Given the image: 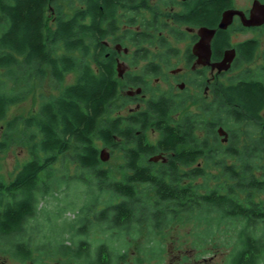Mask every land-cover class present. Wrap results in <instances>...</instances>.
I'll list each match as a JSON object with an SVG mask.
<instances>
[{
	"label": "trees",
	"instance_id": "obj_1",
	"mask_svg": "<svg viewBox=\"0 0 264 264\" xmlns=\"http://www.w3.org/2000/svg\"><path fill=\"white\" fill-rule=\"evenodd\" d=\"M64 1L74 7L71 14L59 0H0V122L13 105L28 97L34 80L50 76L60 89L42 99L37 114L16 116L5 126L0 153L18 140L29 145L32 157L12 181L0 176V248L25 262L34 251L48 252L49 243L55 242L51 247L63 254L77 258L95 255L98 264H108L113 260L105 262L100 256L123 259L125 248L118 251L102 243L92 251L90 242L74 235L88 234L95 227L136 237L140 225L154 234L186 217L205 220L209 236L228 221L239 222V244L227 264H260L264 258V203L256 202L254 194H264V135L257 132L263 128L264 63L253 76L244 70L229 84L213 82L210 101L194 95H179L177 101L155 96L145 108L116 113L115 101L121 98L116 63L99 50L105 48L100 42L104 38L100 20L110 17L116 0ZM231 2H197L191 22L216 27L221 11ZM226 41L225 31L218 29L215 56ZM260 48L259 37L240 42L232 69L252 63ZM72 72L78 73L77 80L63 84ZM121 99L123 108L129 99ZM194 100L203 102L200 111L185 113L174 125L172 114L182 112ZM220 127L229 133L226 144L220 143ZM152 128L161 133L157 143L149 140ZM98 142L122 151L121 178H113L112 170L103 166ZM159 154L167 161H151ZM201 160L207 165L214 162L220 169L225 178L221 184L211 188L207 182L191 181L205 177L204 167L198 165ZM59 161L63 166L67 161L75 163L82 172L72 176L64 172L58 182L65 175L84 182L93 196H88L92 204L80 206L73 219L64 216L70 204L41 205L54 194ZM102 194L105 204L98 207ZM31 220L37 224L32 225ZM54 222L68 228L63 232L52 229ZM67 229L74 234L64 236ZM50 236L59 237L52 242Z\"/></svg>",
	"mask_w": 264,
	"mask_h": 264
},
{
	"label": "rangeland",
	"instance_id": "obj_2",
	"mask_svg": "<svg viewBox=\"0 0 264 264\" xmlns=\"http://www.w3.org/2000/svg\"><path fill=\"white\" fill-rule=\"evenodd\" d=\"M253 0H236V3L239 6H251ZM60 3L63 4L67 13L71 14L73 12L74 7H70V3L64 0H59ZM77 4H75L76 6ZM50 19V16L48 14ZM50 24H52V17L50 19ZM250 37H259L261 42L260 52L257 58L250 64H244L240 69L233 70L230 69L228 71L223 72L220 76H216L215 80L220 81L224 84H229L231 81L235 80L244 70L249 71V75L253 76L256 74L260 65L264 63V28L253 31H245L240 34L238 37L234 38L235 40H243ZM183 55L179 59V66L184 65ZM92 65L94 63L92 62ZM78 73L72 72L66 75L65 81L63 84L68 85L74 83L77 80ZM173 85H169L166 83H161L158 86H152L150 88L156 89L158 92H163L165 90H169ZM59 88L56 83L52 80L50 76L45 78L44 80H34L32 84L31 93L28 95L26 99L21 101L20 103L13 105L8 112L7 117L0 122V140L4 136L5 126L16 116L28 117L33 114L38 113V109L42 99L48 97L50 95L58 94ZM194 88H191L190 91H193ZM179 91V87L177 85V92ZM149 93V92H147ZM126 94V89L120 94V97ZM142 94V93H141ZM139 94V95H141ZM118 98L115 102L117 103L119 110L116 113L126 114L131 108H135V102H128L123 108L121 107L123 104V100ZM149 98L148 96L143 97L139 96L138 100L144 102ZM207 101H210L212 95L208 94L206 97ZM203 102L201 100H194L188 104L187 108H185L182 112L177 114V118H181L187 112H199L201 105ZM116 105V106H117ZM113 115H110V118ZM263 116V128L258 130L257 132L260 135H264V110L262 111ZM247 128V127H246ZM244 128V130L246 129ZM20 133V131H18ZM17 133V134H18ZM201 135H204L205 132L201 131ZM148 137L151 142H156L160 139L161 135L159 133L152 134V132H148ZM222 137V136H221ZM223 138V137H222ZM220 138L221 144H226V142L222 141ZM101 149H106L109 153V159L103 162V166L111 169V175L113 178H121L123 176L122 171L120 170V166L124 164L123 153L119 149H111L110 147H104L100 142H98ZM32 155L30 154L29 145L21 144L20 141L16 140L14 143L10 145L6 150L0 153V176L6 181L10 182L14 179L16 173L19 171L21 165L28 159H30ZM161 160L157 161L160 163ZM62 161H59L56 164L55 168V183H54V194L49 196L48 198L42 200L43 203L41 205L46 206L48 208H55L64 206V204H70V208L67 212H65L64 216H68L73 219L78 213V208L84 204H89L93 201L92 198L88 196H92L87 191L89 186L84 182H80L78 180H73L66 175L62 178V183L58 182L59 176L66 172L69 176H72L76 173H81L82 169L75 166V163L67 161L66 165ZM198 165L204 167L205 169V177L198 180H191L192 182H207L208 186L211 188L218 186L224 181V177L222 176L220 169L214 165V162H210L209 165L206 164L205 160H201ZM90 176V175H87ZM94 180V179H92ZM91 180V181H92ZM59 184H57V182ZM105 194L99 198L98 207H104L105 204ZM244 196V195H243ZM254 200L256 202L264 203V194L255 192ZM92 204V202H91ZM75 207V211H73ZM97 208V207H95ZM43 216V215H41ZM41 216L38 215L40 220H44ZM94 219V216H92ZM61 221V220H60ZM62 223V221H61ZM32 225H36L37 222L31 220ZM207 222L197 221L191 219H187L184 217L182 220H175L174 222H170L169 225L164 227L161 231L157 233H149L147 226L140 225L139 234L136 237H132L126 234L123 237L124 233L121 230H101L95 227L90 228L88 234L74 235L75 239L84 238L85 240L92 243V250H94L95 246L105 241L109 246L113 249L121 251V249L125 248L126 257L123 260H119L118 264H133L135 258L139 259L138 264H142V259L146 264H169L170 262H181L182 264H186L191 261L192 264H227L231 253L235 250L236 246L239 244L238 242V226H240L239 222L228 221L223 224L220 228H214L215 235H210L205 232V228ZM58 222H54L52 229H59L63 232L68 225L65 223L62 225ZM50 229V226H49ZM69 229H67L68 231ZM71 231L65 232L64 236L69 237L74 233L73 229ZM80 236V237H79ZM59 236H50V239L53 241L54 238ZM124 238V239H122ZM47 242V240H45ZM69 243L71 241H68ZM44 244V242H40L39 245ZM54 243H49L48 252H39L34 251L32 253L31 259L25 262L15 258L12 256L11 252L3 251L0 248V264H82L78 262L75 258L72 257L71 254L68 256H64L59 252L52 251L51 246H54ZM46 245V244H44ZM154 247V250L152 249ZM157 248V249H156ZM156 251V252H152ZM151 252V253H150ZM180 256L183 257L182 260ZM147 258L149 260H147ZM34 259L36 262L34 263ZM260 264H264L263 261Z\"/></svg>",
	"mask_w": 264,
	"mask_h": 264
},
{
	"label": "flooded vegetation",
	"instance_id": "obj_3",
	"mask_svg": "<svg viewBox=\"0 0 264 264\" xmlns=\"http://www.w3.org/2000/svg\"><path fill=\"white\" fill-rule=\"evenodd\" d=\"M199 1L211 2V0H116L110 17L104 16L100 20V33L104 35L100 42L105 48L99 50L101 53L105 52L106 56L111 55L116 63V79L120 85L119 95L126 89V94L122 95L128 98L129 102L137 100V106L131 108L130 111L134 112L142 107L145 108L147 101L155 96H164L167 99L177 101L179 95H194L198 98H206L208 94L212 95L210 85L217 81L215 80L216 76H220L225 71L219 72L217 69L213 70L210 64L197 63L198 57L194 54L193 47L200 39L199 29L209 27L216 28L218 31L223 13L229 9L243 11L246 17H249L252 4L250 7H243L239 6L236 0H232L231 5L221 11L217 26L210 27L206 24L197 25L191 22L192 16L197 12L193 5ZM262 28L264 25L246 26L242 16L235 14L226 29H219L225 31L228 41L224 43V48L218 51L217 56L214 55V40L217 32L211 41V63L222 60L227 50H235L233 66L238 55L237 45L246 40L233 41V39L245 31H256ZM181 55L184 57L183 66H179ZM94 65L98 68L97 64L94 63ZM161 83L173 86L163 92L150 88ZM177 85L179 87L178 92ZM198 85H202L204 89L201 90L200 87H197ZM191 88L194 90L190 91ZM139 94L149 98L144 102L139 101L138 98L141 96ZM172 119L175 125L177 112L172 114ZM149 131L154 135L155 133L161 135L160 131L155 128ZM102 243L106 242L103 241ZM52 251L59 252L64 256L69 255V253L63 254L57 249H52ZM70 254L82 264H98V256L80 255L77 258L72 253ZM100 257L105 262L111 258L113 261L108 262V264H118L120 263L119 260H123L126 256H123V259H118V256L107 255ZM182 259L183 257L180 256L179 260ZM147 260L149 259L147 258ZM35 262L36 259H34ZM186 262H189L186 264H192L191 261ZM63 263L65 264V262ZM138 263L139 259L135 258L133 264ZM101 264L105 263L102 261ZM142 264H146L143 259ZM169 264L182 263L173 261Z\"/></svg>",
	"mask_w": 264,
	"mask_h": 264
},
{
	"label": "water",
	"instance_id": "obj_4",
	"mask_svg": "<svg viewBox=\"0 0 264 264\" xmlns=\"http://www.w3.org/2000/svg\"><path fill=\"white\" fill-rule=\"evenodd\" d=\"M240 14L242 16L243 23L246 26H262L264 25V2L261 0H254L250 10V16L246 17L243 11L240 10H226L223 13L222 19L219 23V29H226L232 22L233 16ZM217 32L216 28L202 27L199 29V41L194 45V54L198 57L197 63L202 65H211L213 70L217 69L219 72L228 71L233 63L235 57V50H227L222 60L211 63V41ZM219 134L223 137L222 141H228L229 133L220 127ZM102 161L109 159V153L106 149H102L100 152ZM167 161L166 157L162 154L155 155L151 158V161Z\"/></svg>",
	"mask_w": 264,
	"mask_h": 264
}]
</instances>
